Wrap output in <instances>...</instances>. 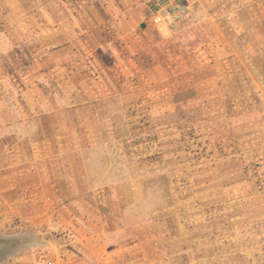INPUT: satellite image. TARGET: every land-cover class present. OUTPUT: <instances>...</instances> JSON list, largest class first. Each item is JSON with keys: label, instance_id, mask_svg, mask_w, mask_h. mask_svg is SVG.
<instances>
[{"label": "rangeland", "instance_id": "obj_1", "mask_svg": "<svg viewBox=\"0 0 264 264\" xmlns=\"http://www.w3.org/2000/svg\"><path fill=\"white\" fill-rule=\"evenodd\" d=\"M148 1L0 0V264H264V0Z\"/></svg>", "mask_w": 264, "mask_h": 264}, {"label": "built area", "instance_id": "obj_2", "mask_svg": "<svg viewBox=\"0 0 264 264\" xmlns=\"http://www.w3.org/2000/svg\"><path fill=\"white\" fill-rule=\"evenodd\" d=\"M187 0H149L146 15L149 22L156 26L175 28L190 13Z\"/></svg>", "mask_w": 264, "mask_h": 264}, {"label": "crops", "instance_id": "obj_3", "mask_svg": "<svg viewBox=\"0 0 264 264\" xmlns=\"http://www.w3.org/2000/svg\"><path fill=\"white\" fill-rule=\"evenodd\" d=\"M0 140H1V138H0Z\"/></svg>", "mask_w": 264, "mask_h": 264}, {"label": "water", "instance_id": "obj_4", "mask_svg": "<svg viewBox=\"0 0 264 264\" xmlns=\"http://www.w3.org/2000/svg\"><path fill=\"white\" fill-rule=\"evenodd\" d=\"M142 26H143V24H142Z\"/></svg>", "mask_w": 264, "mask_h": 264}]
</instances>
